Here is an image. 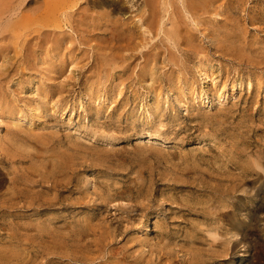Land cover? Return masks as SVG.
I'll return each instance as SVG.
<instances>
[{"label":"rangeland","instance_id":"rangeland-1","mask_svg":"<svg viewBox=\"0 0 264 264\" xmlns=\"http://www.w3.org/2000/svg\"><path fill=\"white\" fill-rule=\"evenodd\" d=\"M111 1L124 17L81 0L55 27L44 0H0L19 8L8 21L44 24L41 49L36 32L19 47L0 31V264H238L243 199L264 202L255 171L240 194L238 168L264 146V0L185 14L198 51L168 40L172 20L156 25L145 0ZM229 8L252 48L206 36ZM30 47L48 51L28 62ZM242 227L253 258L239 264H264V208Z\"/></svg>","mask_w":264,"mask_h":264},{"label":"bare ground","instance_id":"bare-ground-1","mask_svg":"<svg viewBox=\"0 0 264 264\" xmlns=\"http://www.w3.org/2000/svg\"><path fill=\"white\" fill-rule=\"evenodd\" d=\"M78 1L81 0H44V3L46 5V7L48 8V12L52 15L53 17V21L51 23V25L55 26V27H60V23L62 21H64L66 24V22L69 20V12L67 11L68 8H71L74 5H77ZM180 1V6L178 7V12H174V10H172V4H174L172 2V0H145L144 4L148 7L149 10V17H152V21L157 25L159 20H163V18L165 16H167L170 20H172V28L169 32H165L163 29L162 31L165 33L166 38L168 40L177 38V40L180 39L179 41V47L180 48H187V49H191L188 46H191L194 51H198V49L195 47V45L193 44L194 41V35L189 31V29H187V27L185 26V24H183V19L185 17V14L188 15V18H190L192 21H196V19L202 17V15L206 12V9L208 8H213L212 13H214L215 15H218V8L220 7L219 1L220 0H179ZM83 3L85 5H89L91 7H98L100 8L104 14L110 16V15H121V17H124L123 13L121 12V9L118 8L116 5H114V3L111 0H83ZM169 8H171L169 10ZM19 10V8L14 7L11 8L10 6L8 7H4V9H2L0 7V31L5 30V31H10L11 32V38L12 41L11 43L13 45H18L20 47L21 44H23V39L26 38L36 32V35H34V41L37 43L38 48H42L41 42H42V35L43 32L41 30V27L44 25L43 22L41 20L38 19V17L34 16V15H23L20 19H17L16 21H8L11 18V15H15L16 11ZM232 8L227 9V14H226V19L223 22L220 23H215L212 27L211 31H208V34L206 35L207 37L211 38V43L212 44H216L218 42L219 38L224 39L227 43H229L228 49L229 50H238V48L236 49V43L238 44V46H240L239 44H241L243 47L247 46L248 48H252L253 45L252 44H247L244 41V37L241 36V34L243 33V30H240V28L237 25V21L235 23V20H233L232 18V14H231ZM175 13H177L175 15ZM228 23L229 26L228 27H223V25L221 23ZM18 26H21L20 28L22 29V31H20V28L13 32L14 30H16L18 28ZM218 28H216V27ZM206 29L208 28L207 26H205ZM215 27V28H214ZM221 27V28H219ZM20 41V42H19ZM244 42V43H243ZM50 50V49H49ZM53 51H49V54L51 55V60H52V65H51V72L55 73V66H54V58L57 56L58 52L55 51V49L52 48ZM45 52L47 54L48 49L44 48L41 50V52ZM235 51V52H236ZM38 50H35L32 52V47H30L29 51H28V58L26 59L28 62H30L31 60H33L34 58H36L37 53H41ZM264 55V54H263ZM74 61V60H73ZM264 61V59H263ZM262 63V62H260ZM200 72H203L202 75L204 76V78H210V76L205 72L204 67L200 64ZM149 74L146 72H142V76L143 79L145 80L146 77ZM253 79L254 81V87H252V93L255 95L254 97L257 98L256 96L258 95V91L260 89V87L262 86V81H261V74H257L254 73L253 75ZM225 83V81H222L221 85H223ZM185 88L181 89V92L185 90L190 91L192 88L190 87L191 85L188 84L187 81L184 82ZM248 88L250 87V83H247ZM173 87H175L174 85H172ZM233 84H231V88H233ZM219 87L216 90V93H218V91L223 88L224 86H217ZM152 92H155V89H152ZM219 96V95H218ZM200 95H196L195 98H199ZM184 104L182 103V106ZM1 136V134H0ZM150 141V139L148 140ZM155 141H159V140H155ZM264 147V146H263ZM262 148H258L253 150H250V152L248 153L249 158L251 156H264V149ZM1 149V148H0ZM2 150V149H1ZM239 169H241L243 177L242 180L240 181L241 183V188L244 189H249V191H253L255 189H253L252 187L250 188L248 183L252 182L249 180L250 177L253 176V168L250 164V166H242V167H238ZM258 179H262L264 180V175H259L257 172H255ZM1 184V182H0ZM258 190H256L255 192H257ZM252 203L253 201H251L250 197H245L243 199V207L244 209H242L243 212V217L242 219H238L240 225L235 226V228H233V231H227L226 233L229 234L231 232V234H234L236 236H240V239L238 241H236L235 243V247L237 245H242L243 250H238L240 251V257L238 260V264L241 262V260L243 259L244 256H250V258H253V256L249 253L250 251V247L249 245H246V237H247V232L245 231V226L249 223H251L255 216L258 214L259 211H261L264 208V202H261L259 204H257L255 206L254 209H251L249 206V203ZM247 220V221H246ZM147 224H145V227L143 229V232L147 233L150 230V227ZM223 264H234L232 259L229 260H225V262Z\"/></svg>","mask_w":264,"mask_h":264},{"label":"clouds","instance_id":"clouds-1","mask_svg":"<svg viewBox=\"0 0 264 264\" xmlns=\"http://www.w3.org/2000/svg\"><path fill=\"white\" fill-rule=\"evenodd\" d=\"M250 164L255 172H257L259 175H264V156H251ZM240 194H248L247 189L243 188V191H241ZM230 237L232 238V241L239 238L234 234H230ZM209 239L213 244H217L224 242L226 238L220 235L217 231H212L209 233Z\"/></svg>","mask_w":264,"mask_h":264}]
</instances>
